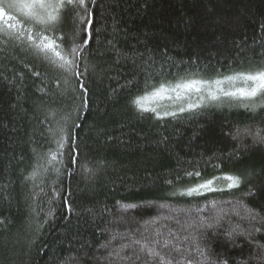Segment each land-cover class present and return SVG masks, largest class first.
<instances>
[{
	"label": "trees",
	"instance_id": "trees-1",
	"mask_svg": "<svg viewBox=\"0 0 264 264\" xmlns=\"http://www.w3.org/2000/svg\"><path fill=\"white\" fill-rule=\"evenodd\" d=\"M87 6L74 72L29 47L38 29L21 13L6 9L19 39L0 24V264H264V108L207 94L133 103L161 83L264 67V0ZM76 26L45 34L59 43Z\"/></svg>",
	"mask_w": 264,
	"mask_h": 264
},
{
	"label": "snow or ice",
	"instance_id": "snow-or-ice-1",
	"mask_svg": "<svg viewBox=\"0 0 264 264\" xmlns=\"http://www.w3.org/2000/svg\"><path fill=\"white\" fill-rule=\"evenodd\" d=\"M88 3L95 4V0H0V24H5L6 28L2 31L4 35L19 39L22 36L21 32H13L16 28L17 17L12 14V11H16L27 17L38 29L28 35L27 42L29 47H32L37 54L43 53L44 58L51 64H58L60 68L65 71L74 72L78 59L83 56L85 49L89 46L91 38V30L93 27V21L91 19V8ZM12 10V11H6ZM77 9H83V15L80 12L75 11ZM75 11V15H71ZM6 17V19H5ZM71 20L73 24L77 26L68 35H62L59 38V43L55 37H49L47 33L50 29L55 31L57 27L62 26ZM77 20L79 23L77 24ZM87 33V38L85 37ZM61 45H64L61 48ZM59 49V50H58ZM51 54V55H49ZM76 75H80L76 73ZM225 82L229 83L231 87L225 89L221 87ZM237 82H240L243 86H238ZM147 88V82L145 84ZM80 88L84 94L87 93V85L80 84ZM165 91H171L175 93V99L181 100L185 97L191 98V95H199L200 100H204V93L207 94L209 100H219L221 95L224 97L239 100L244 103V107L250 108L255 111L256 108H264V67L257 68L255 70H248L244 72L234 73L233 75L224 77L223 80L217 79L214 81H207L203 79H191L184 82H178L175 85L160 84L158 89H154L151 94L146 93L143 96L134 98L133 103L142 111H153L156 109H148L144 105V101L151 98V96H159ZM171 98V97H170ZM199 105L196 103H189L187 105L188 110H192ZM180 112H184L185 108L180 107ZM165 115H175V112L165 111ZM257 138L264 140V137L257 132ZM58 147H63V137L57 141ZM56 154L51 155V161H55ZM36 173L34 172L33 175ZM188 175H193L188 173ZM199 176V173H195ZM227 180L228 187H234L240 183V179L236 176L228 175L224 177ZM213 180L209 179L204 183H201L198 188H190L189 192L198 191L199 188L212 189ZM259 231V229H257ZM154 256L159 255L154 250H149ZM223 264H227L224 261Z\"/></svg>",
	"mask_w": 264,
	"mask_h": 264
},
{
	"label": "rangeland",
	"instance_id": "rangeland-1",
	"mask_svg": "<svg viewBox=\"0 0 264 264\" xmlns=\"http://www.w3.org/2000/svg\"><path fill=\"white\" fill-rule=\"evenodd\" d=\"M5 19H6V18H5ZM237 85H238V86H243L240 82H237ZM221 87H223V88H225V89H229V88L231 87V85H230L229 83L225 82L224 84L221 85ZM162 94H163V93H162ZM162 94L160 95L161 98L167 99V98L173 97V95H174L175 93H173V92H171V91H167L166 94H165L164 96H162ZM193 95H195V94H193ZM193 95H191V96H193ZM204 95H206V93H204ZM161 98H160V99H161ZM212 187H213V186H212ZM208 190H210V189L199 188L198 192H199V191L203 192V191H208Z\"/></svg>",
	"mask_w": 264,
	"mask_h": 264
}]
</instances>
